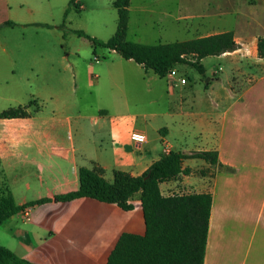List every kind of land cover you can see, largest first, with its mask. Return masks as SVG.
Here are the masks:
<instances>
[{
	"label": "crops",
	"instance_id": "0c3cea01",
	"mask_svg": "<svg viewBox=\"0 0 264 264\" xmlns=\"http://www.w3.org/2000/svg\"><path fill=\"white\" fill-rule=\"evenodd\" d=\"M70 1L0 0V107L5 102L9 108L28 107L26 117L0 118V181L18 206L48 200L7 218L0 225V245L30 264H107L123 233H146L139 194L129 211L93 198L56 197L78 190L82 167L101 169L109 182L106 175L114 170L140 176L165 155L168 144L170 151L187 155L218 153L216 164L186 159L182 167L188 173L160 185L164 196L182 188L212 195L204 264H264V73L243 88L234 85L241 62L264 68L258 54L264 0H205L204 18H226L231 24L209 26L198 37L233 31L251 53L243 61L227 57L235 51L210 56L228 59L232 74L222 81L215 71L200 84H192L180 65L175 76L160 78L132 60L97 76L91 64L77 70L71 54L78 50L61 52L64 35L27 36L29 28L45 24L59 31V12ZM76 3L81 10L89 8L85 0ZM36 45L45 49L31 48ZM100 78L120 93L111 95L108 108L78 107L79 90L99 84ZM176 92L179 99L173 101ZM143 100L145 112L135 111ZM86 126L94 128L93 152ZM133 132L143 133L146 141L136 144Z\"/></svg>",
	"mask_w": 264,
	"mask_h": 264
},
{
	"label": "trees",
	"instance_id": "16d2710c",
	"mask_svg": "<svg viewBox=\"0 0 264 264\" xmlns=\"http://www.w3.org/2000/svg\"><path fill=\"white\" fill-rule=\"evenodd\" d=\"M131 0H116L118 24L114 35L100 41L83 31L80 37L90 40L94 52L98 46L115 51L125 60H132L144 70H152L160 78L179 65H191L200 74H205L202 60L220 56L239 48L233 31L198 37L191 40L159 44H143L127 40ZM69 7L81 10L76 0ZM65 11V19L70 8ZM14 25L13 22L5 23ZM258 54L264 60V36L258 40ZM28 107H13L0 112V118L28 116ZM189 158L203 159L211 164L218 161L217 152H196L191 155L170 151L140 176L121 170L113 171V180L107 181L99 168L79 169V188L74 192L56 197L58 201L78 198H93L101 202L116 204L123 210L134 208L132 199L139 194L146 233L136 235L123 233L109 255L107 264H204L208 244V232L212 211V195L192 193L188 195L164 196L160 185L178 178L183 162ZM1 166V158H0ZM48 200L27 205H16L8 188L0 181V225L19 210L35 207ZM0 264H30L19 258L8 248L0 245Z\"/></svg>",
	"mask_w": 264,
	"mask_h": 264
},
{
	"label": "rangeland",
	"instance_id": "374dc122",
	"mask_svg": "<svg viewBox=\"0 0 264 264\" xmlns=\"http://www.w3.org/2000/svg\"><path fill=\"white\" fill-rule=\"evenodd\" d=\"M85 1L89 8L85 10H77L75 7H72L69 10L66 19L65 12L61 9L58 15L59 31H56L60 33L58 36L56 35V32H52L49 29L51 28V25L48 24L40 25L36 28H29L26 32L28 34L27 36L31 39L52 40L64 35L66 42L61 46V52L68 53V49L71 48L78 50V54H71L72 60L77 61V70L79 68L85 69L87 64L93 65L97 76L103 74L104 70L107 68L115 71L121 70L122 66L127 65L126 60H121L119 56L112 54L110 49L102 46H98L96 52H94L90 40L85 37H80L76 33V31H83L92 38L100 41L110 39L116 32L118 24V12L114 6L116 0ZM204 2L205 0H132L127 40L143 44L168 43L195 39L198 37L199 31L213 25L220 28H230V21L224 22L226 18H222L221 20L213 16L210 18H204L202 16L204 9H206ZM31 48H36L37 50L45 49L42 45H36ZM237 50L233 54H228L227 57L241 59L243 61L245 55L251 53L250 46H242L239 44ZM96 56L98 57L99 62L95 61ZM202 63L206 68L204 75L200 74L191 65H180L181 72L192 81V84L195 82L196 84H200L201 80L213 77L215 71L220 70L218 76L222 81L227 75L231 76L232 74V67L226 58L218 59L216 57H207ZM248 66L249 63L245 62L239 64L240 69L236 71L237 78L234 81L235 86L243 88L246 83L252 82L256 76L264 73V68L262 66L260 68L256 66L249 68ZM237 72H239V74ZM242 72H244L243 77H241ZM249 73H253V76L247 77ZM97 78L98 77H95L94 80ZM98 81L99 84L94 85L93 87L88 85L86 89V87L83 86V88L79 90L77 94L79 101L78 107L87 110H90L91 108H93V110L95 108L96 110L108 108L112 99H114L111 95L116 96L120 93L110 80L100 78ZM121 81L118 80L117 82L118 84L123 85V81ZM130 92L131 91L128 93ZM178 99V92H176L173 101ZM146 102L147 101L144 100L143 102H140L139 106L141 109L135 111H144L143 107L147 106ZM8 104V102L1 103L0 108L7 109L10 107ZM93 110L91 109L90 111L93 112ZM93 131L94 128L86 126L85 135L88 137L86 139L88 140V147L91 152H93L92 141L95 137ZM75 136L77 137V135ZM91 139L92 141H90ZM178 150H180V148H178ZM79 159L81 163L85 164L81 154L79 155ZM106 178L108 180H113L111 173L107 174ZM188 190L192 192L190 189Z\"/></svg>",
	"mask_w": 264,
	"mask_h": 264
},
{
	"label": "built area",
	"instance_id": "2783aa9c",
	"mask_svg": "<svg viewBox=\"0 0 264 264\" xmlns=\"http://www.w3.org/2000/svg\"><path fill=\"white\" fill-rule=\"evenodd\" d=\"M95 60L98 61V57H95ZM177 73V70L176 69H172L168 74H167V77H173L175 76ZM181 83H186V79H182L181 80ZM131 139L136 143V144H142L146 141V136L141 133V132H133L131 134ZM169 145L167 144L166 145V148H165V154L169 153L170 150H169ZM188 194H192V192H190L188 189L186 188H183V189H180V190H177L176 192H173L171 193L170 196H174V195H188Z\"/></svg>",
	"mask_w": 264,
	"mask_h": 264
}]
</instances>
